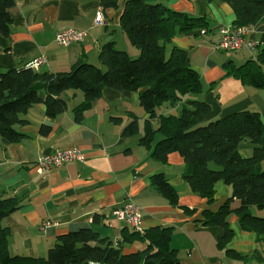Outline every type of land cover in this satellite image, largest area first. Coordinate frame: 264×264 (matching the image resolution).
<instances>
[{
	"label": "crops",
	"instance_id": "1",
	"mask_svg": "<svg viewBox=\"0 0 264 264\" xmlns=\"http://www.w3.org/2000/svg\"><path fill=\"white\" fill-rule=\"evenodd\" d=\"M14 1L9 35L0 34V71L10 66L30 67L32 61L41 57L44 61L33 69L64 71L84 57L104 70L97 56L108 41H114L117 48L126 50L131 57L139 54L120 28L124 0H120L116 10L103 9L100 0ZM149 1L164 2L174 10L205 17L209 22L206 30L176 34L166 44L168 51L172 46L185 49L191 66L199 72L204 88L199 97L210 106L207 120L240 110H255L264 122V88H253L235 77L225 76L223 64L232 59L215 48L219 30L233 26V9L224 2L204 0ZM98 11L103 21L95 23ZM68 28L85 31L86 35L81 42L66 47L57 45L55 33ZM245 36L255 43V48L235 51L245 50L254 55L264 45V19L250 26ZM39 95L44 97L43 92ZM59 96L66 102L64 112L50 118L45 114L44 104L37 103L21 116L25 122L15 125L24 135L19 141L0 137V195L21 199V206L3 220L10 233L11 254L45 256L59 235L83 227L120 240L123 229L132 228L116 219L112 211L133 201L140 208L142 229L173 227L171 246L177 249L180 264H259L262 254L259 258L250 257L258 250L256 234L240 230L234 215L230 218L234 234L224 249L217 247V236L222 231L197 222L202 210H216L231 195V186L216 182L214 202L209 205L191 191L183 178L185 165L178 153H171L168 162L161 164L151 157L150 148L139 144L148 115L140 105L137 92L103 88L101 95L82 109L78 118L75 107L83 101L82 93L67 89ZM176 109L165 106L158 112L170 113ZM132 115L136 117L138 131L124 136L123 129L133 121ZM158 122V118L151 119L154 128ZM42 125L50 126L48 134L40 132ZM160 137L155 133L154 141ZM71 146L82 150V161H70L46 171L38 169V157ZM239 151L250 156L252 145L242 141ZM260 167L264 169V159ZM158 172L177 191L179 205L196 209L195 213L188 215L173 207L151 187L149 177ZM238 205L239 201L233 200L232 207ZM144 247L137 241L123 248L129 252ZM227 249L244 256L230 257Z\"/></svg>",
	"mask_w": 264,
	"mask_h": 264
},
{
	"label": "trees",
	"instance_id": "2",
	"mask_svg": "<svg viewBox=\"0 0 264 264\" xmlns=\"http://www.w3.org/2000/svg\"><path fill=\"white\" fill-rule=\"evenodd\" d=\"M224 2L234 11L232 27H250L264 19V0H204ZM120 0H100L103 9H118ZM14 0H0V34L8 36L11 28V9ZM205 17L192 16L177 11L164 2L149 0H124L119 24L133 47L139 50L131 57L126 50L115 46L114 41L103 43L98 61L106 67L78 58L68 70L48 72L29 66H10L0 71V137L19 141L23 135L15 125L33 105L42 102L45 114L54 118L66 110V102L59 96L67 89L82 93L83 101L75 107L77 118L82 109L101 95L103 88L137 92L141 107L148 118L143 122L142 144L151 150V157L166 164L171 153L183 159V178L191 191L214 202L215 183L223 181L231 186V195L216 210L204 209L197 222L202 226L217 227V247L226 248L233 237L231 216L236 217L240 230L254 232L257 241L264 242V122L257 111L240 110L207 120L209 104L199 95L204 88L199 72L189 62L188 52L176 46L166 50V44L176 34L195 29H207ZM225 76L239 79L253 88H264V45L243 63L232 60L223 64ZM43 92L42 98L39 93ZM166 106L177 107L175 112L159 113ZM122 134L137 133L136 117ZM152 118L159 122L154 128ZM49 125H42L40 132L48 134ZM155 133L160 138L154 141ZM242 141L252 145L250 156L239 151ZM211 163L216 165L212 168ZM149 184L173 207L188 215L196 212L179 205L175 188L163 173L149 177ZM239 205L232 207L233 200ZM21 206L17 197L0 195V264H180L177 249L171 246L172 226H155L142 231L124 228L121 239L103 236L91 227L69 231L57 237L56 243L42 257L11 254L9 229L5 217ZM253 208L262 212L257 216ZM256 213V214H254ZM96 219V217H94ZM145 245L142 250L124 251L125 245L134 242ZM230 257L244 255L227 249Z\"/></svg>",
	"mask_w": 264,
	"mask_h": 264
},
{
	"label": "built area",
	"instance_id": "3",
	"mask_svg": "<svg viewBox=\"0 0 264 264\" xmlns=\"http://www.w3.org/2000/svg\"><path fill=\"white\" fill-rule=\"evenodd\" d=\"M97 18L102 17V13L98 11ZM249 27H224L219 30L220 38L216 46L225 51L246 48L253 50L255 43L246 38ZM203 32V30H202ZM86 35L85 31L68 28L55 33L54 40L59 46H69L72 43L81 42ZM44 61V58H38L30 63V67H37ZM84 155L82 150L76 146L67 148H58L50 153H46L38 157L37 167L40 171H46L51 167H59L70 161H82ZM112 215L121 221L127 223L133 230L142 231L140 208L133 201L126 202L123 206L117 207L112 211Z\"/></svg>",
	"mask_w": 264,
	"mask_h": 264
},
{
	"label": "rangeland",
	"instance_id": "4",
	"mask_svg": "<svg viewBox=\"0 0 264 264\" xmlns=\"http://www.w3.org/2000/svg\"><path fill=\"white\" fill-rule=\"evenodd\" d=\"M103 19V18H102ZM102 19H100V18H97V16L95 15V18H94V20H95V23H100V22H102L103 20ZM215 48L216 49H218V50H222V49H220V48H218L217 46H215ZM222 52H224V54H227V55H229V57L232 59V61H233V63L235 64V65H239V64H241V63H243L249 56H250V54H249V52L248 51H246L245 52V50H243V51H228V52H226L225 50H222ZM243 52L245 53V54H243ZM98 57V56H97ZM92 64H94V63H92ZM105 70H106V67H105ZM165 106H163V107H161V108H164ZM211 166H212V168H216V165H214L213 163H211ZM253 212H256L257 213V216L259 215V214H261V215H259V216H262V212H259V211H257L256 209H254L253 208ZM256 213H254V214H256ZM264 236V235H263ZM52 247V246H51ZM257 247H258V250H256V252H254V253H251L250 254V257H251V259L252 258H259V254H262V256H263V258H262V260L259 262V264H264V242H259V243H257Z\"/></svg>",
	"mask_w": 264,
	"mask_h": 264
}]
</instances>
